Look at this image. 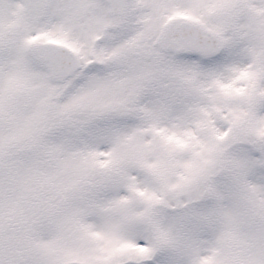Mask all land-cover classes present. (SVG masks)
<instances>
[{
	"label": "snow or ice",
	"instance_id": "obj_1",
	"mask_svg": "<svg viewBox=\"0 0 264 264\" xmlns=\"http://www.w3.org/2000/svg\"><path fill=\"white\" fill-rule=\"evenodd\" d=\"M0 264H264V0H0Z\"/></svg>",
	"mask_w": 264,
	"mask_h": 264
}]
</instances>
